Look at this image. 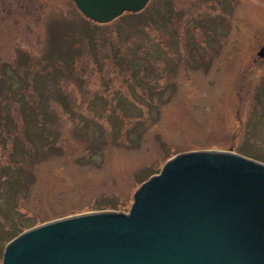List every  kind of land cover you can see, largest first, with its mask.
<instances>
[{
    "label": "rangeland",
    "instance_id": "rangeland-1",
    "mask_svg": "<svg viewBox=\"0 0 264 264\" xmlns=\"http://www.w3.org/2000/svg\"><path fill=\"white\" fill-rule=\"evenodd\" d=\"M28 3L0 11V264L34 228L127 212L170 156L264 164V0H152L105 25L72 0Z\"/></svg>",
    "mask_w": 264,
    "mask_h": 264
},
{
    "label": "water",
    "instance_id": "water-1",
    "mask_svg": "<svg viewBox=\"0 0 264 264\" xmlns=\"http://www.w3.org/2000/svg\"><path fill=\"white\" fill-rule=\"evenodd\" d=\"M72 1L101 25L151 2ZM4 250L1 264H264V164L229 152L170 156L127 212L60 219Z\"/></svg>",
    "mask_w": 264,
    "mask_h": 264
},
{
    "label": "trees",
    "instance_id": "trees-1",
    "mask_svg": "<svg viewBox=\"0 0 264 264\" xmlns=\"http://www.w3.org/2000/svg\"><path fill=\"white\" fill-rule=\"evenodd\" d=\"M142 12H140V13H125L124 15L138 16V15H143ZM85 19H86L85 21L87 23H89V24L93 23L94 25H101V24H97V23H95V22L87 19L86 17H85ZM89 28H91L90 30H95V27H89ZM89 33L88 34H85L84 33V35H86L87 38H90L89 37V35H90ZM50 38H51V40H50V42H51V50H52V53H53L52 57L54 59H56L55 57H58V56L63 55V50L66 48V46H65L66 44L65 43L67 42L69 36H67V32H65V30L63 28L62 29H58V26H55V28L53 29V33L50 36ZM66 50H68V49H66ZM66 52H67V54H68V56L70 58L75 55V54H73V51H65L64 53H66ZM51 58L48 59V63H51L52 64L54 62H51ZM7 80H8V78H7ZM7 84H8V82L5 83V84H2V86H1V92H3V93L6 92V88L8 86Z\"/></svg>",
    "mask_w": 264,
    "mask_h": 264
},
{
    "label": "flooded vegetation",
    "instance_id": "flooded-vegetation-1",
    "mask_svg": "<svg viewBox=\"0 0 264 264\" xmlns=\"http://www.w3.org/2000/svg\"><path fill=\"white\" fill-rule=\"evenodd\" d=\"M30 5L33 6L34 9H41L44 6H46V3L45 2L36 3L34 5L30 3ZM28 6H29L28 0H0V11H2L3 13L6 11H11V10H22V9L27 10ZM262 48H264V45L260 48V50ZM258 53L259 51L256 52V61L258 59H259V62L264 61V57H260Z\"/></svg>",
    "mask_w": 264,
    "mask_h": 264
}]
</instances>
